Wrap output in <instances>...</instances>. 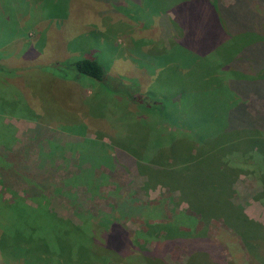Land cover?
I'll return each mask as SVG.
<instances>
[{"label":"rangeland","instance_id":"obj_1","mask_svg":"<svg viewBox=\"0 0 264 264\" xmlns=\"http://www.w3.org/2000/svg\"><path fill=\"white\" fill-rule=\"evenodd\" d=\"M208 1L225 9L235 4ZM172 2L0 0V264L96 260L93 248L80 236L65 235L44 207L26 208L15 198L29 207L41 203L73 225L87 218L101 223L112 250L124 257L157 256L165 264L186 263L194 240L146 241L138 235L184 212L196 221L179 229L203 232L210 247L206 252L225 264H264V241L254 245L258 253L253 251L252 258L222 219L205 226L179 200V191L159 182L146 185V179L166 178L161 165L167 154L178 156L171 149L180 148V140H228L236 127L231 106L244 99L237 65H225L233 57L228 48L234 41L211 50L208 41L218 34L187 32L185 23L165 11ZM197 3L188 9L195 10ZM241 7L226 13L228 29L229 19L235 22V33L243 26L264 27V11L255 0ZM208 19L212 21L210 15ZM202 35H208L205 43ZM241 46L242 41L232 49ZM82 58L103 67L108 79L104 85L69 66ZM216 84L222 87L214 89ZM258 129L264 139V121ZM137 164L146 169L145 175ZM261 166L254 167L256 173L251 166L242 167L252 172L239 174L232 202L264 233V200L254 198L263 190ZM80 171L89 186L67 180ZM194 171L190 165L187 174ZM163 233L159 230L157 237Z\"/></svg>","mask_w":264,"mask_h":264},{"label":"trees","instance_id":"obj_2","mask_svg":"<svg viewBox=\"0 0 264 264\" xmlns=\"http://www.w3.org/2000/svg\"><path fill=\"white\" fill-rule=\"evenodd\" d=\"M255 1L261 7L259 10L261 11L262 9L264 11V0ZM194 2H198L197 4L201 6L196 5L195 10L188 9L187 5ZM249 3L250 0H235L234 5L225 9L216 4L213 5L208 0H173L172 4L167 7L164 6L165 11H171L176 15L179 24L180 22L186 24L187 32L188 30L194 31L197 29L205 32V34L209 32L215 35L218 34L219 37L216 38H212V35H210L211 40L208 43L211 45V50L217 47L215 50L217 52L218 46L234 41L228 48L230 53L232 50L231 54H233V57L225 65H231L232 68L237 65L235 70L236 79L243 77L241 78L243 79L242 82L237 84V86L244 99L240 105L238 102L236 106H231L236 112V118L231 116L235 118L233 122L236 127L234 126L235 128L230 136L227 134L229 136L228 140L213 141L212 138V141L205 140L204 142L196 143L192 141L182 143L183 141L180 140L178 144L180 148L171 149L178 156L172 157L167 154V158L164 159L165 163L161 165L160 170L166 172V178L162 181L153 182H148L146 179V185H155L159 182L164 186H168L171 190L179 191V200L186 202L190 210L200 218L205 226L211 219H222L226 225L234 229L236 235L242 239L248 252L254 258L256 253H258V250L256 251L254 247H258V243L264 241L262 227L249 219L242 209L232 202V196L235 193L233 185L237 181L239 174L244 171L252 172V170L256 173L254 167L261 164L262 166L257 169L261 174L259 177L263 190L254 198L256 200H264V169H262L264 168V139H260L259 136L262 132L258 129L260 122L264 121V93L262 91L264 89V27L256 29V27L243 26L240 33H235V22L229 19L230 27L228 29V18L226 15L227 12L229 13L236 6L240 8V4L242 7L244 5L246 8L249 7ZM183 11H185L186 15L180 16ZM209 15L212 17L213 22L208 19ZM238 28L241 29L240 27ZM222 31H226V35ZM204 37L205 43L208 35ZM215 40H219L221 43L217 44L218 42L215 43ZM240 41H242V46L233 50V44ZM200 42L197 41V45H200ZM69 66L79 75L89 77L103 85L108 80L103 67L96 60L82 58L74 61ZM221 87L216 84L213 88ZM240 93L238 92V94ZM257 153L259 156H256ZM170 160L171 163H169ZM175 161L178 163L172 164ZM190 165L195 168V174L194 172H192V175L187 174V169ZM244 166L245 168L252 167V170L243 169L242 167ZM137 168L139 173L143 172L144 175L147 173L146 169H141L138 164ZM84 172L80 171L78 175H74L67 180L74 184L83 183L89 186L90 183L86 181L88 177L84 175ZM3 201L6 200L3 199ZM15 201H19L26 208L37 209L44 207V212L48 213L51 219H54L65 228V235L80 236L82 242L93 248V254L96 259L95 264H165L163 259L157 256L139 253L124 257L112 250L108 246V229L103 227L101 223L87 218L82 219V223L79 225H73L57 218L52 211L41 203L34 202L35 207H29L24 205L23 199L15 198ZM176 216L178 219H176L177 217L174 218L171 223L160 228L149 226L146 233L141 232L138 236L145 238L146 241L163 239L167 242L192 238L195 246L192 245L189 248L188 260L184 264H225L222 258L206 252L209 246L204 240L203 232L195 234L179 229L181 225L185 224L184 222H195L196 220L193 217L186 215L184 212H180ZM181 219H184V221ZM159 230L164 231V233L158 238ZM135 244L142 249L141 245ZM83 247L87 249L86 245ZM211 248H213L212 245ZM253 251L256 253H253ZM88 253V250L85 251V255Z\"/></svg>","mask_w":264,"mask_h":264}]
</instances>
